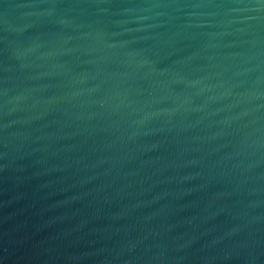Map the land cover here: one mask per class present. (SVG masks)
Instances as JSON below:
<instances>
[{"label":"water","instance_id":"obj_1","mask_svg":"<svg viewBox=\"0 0 264 264\" xmlns=\"http://www.w3.org/2000/svg\"><path fill=\"white\" fill-rule=\"evenodd\" d=\"M0 264H264V0H0Z\"/></svg>","mask_w":264,"mask_h":264}]
</instances>
